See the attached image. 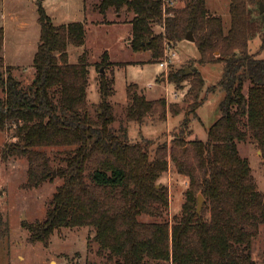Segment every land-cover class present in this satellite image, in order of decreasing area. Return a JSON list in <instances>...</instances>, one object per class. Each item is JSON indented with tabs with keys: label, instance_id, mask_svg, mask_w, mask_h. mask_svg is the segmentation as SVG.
Masks as SVG:
<instances>
[{
	"label": "trees",
	"instance_id": "16d2710c",
	"mask_svg": "<svg viewBox=\"0 0 264 264\" xmlns=\"http://www.w3.org/2000/svg\"><path fill=\"white\" fill-rule=\"evenodd\" d=\"M259 1L264 4V0H229L231 23L224 33L222 17L210 13L206 0H188L182 7L168 8L166 15L163 0H100L101 14L114 8L118 15L124 6L133 12V50H149L158 59L165 39L181 40L191 30L198 61L223 64L220 78L209 87H219L224 96L207 139H186V115L169 144L150 139L132 142L126 129L112 126L113 75L100 74L101 100L96 116L89 113L87 55L82 52L77 62H69L67 53L68 44L84 43L82 21L54 24L38 6L35 74L26 87L4 65L0 25L4 91L0 130L9 125L14 139L5 151L27 155L28 185L36 186L52 175L50 156L41 148L72 147L57 168L63 182L53 194V206L42 222L31 226L30 240L46 241L58 226L90 225L101 248L117 256L121 264H149V259H171L174 264H257L251 242L264 224V193L237 144L246 138L256 141L264 159V58L248 48L249 39L257 33L264 45V11L260 12ZM156 24L164 30L156 32ZM106 56L105 52L102 64ZM187 79L186 107L163 96L148 99L136 83H128L127 120L141 124L153 116L164 121L169 112L181 111L196 115L205 84L201 72L195 68L189 74L183 70L168 74L177 87ZM168 150L178 170L189 177L181 215L171 224L140 220L142 214L162 217L168 205L167 190L158 182L167 168ZM199 193L206 200L201 214L196 211Z\"/></svg>",
	"mask_w": 264,
	"mask_h": 264
},
{
	"label": "rangeland",
	"instance_id": "374dc122",
	"mask_svg": "<svg viewBox=\"0 0 264 264\" xmlns=\"http://www.w3.org/2000/svg\"><path fill=\"white\" fill-rule=\"evenodd\" d=\"M171 1L168 3L163 0L164 15L170 13L171 9L168 11V8L182 7L188 0ZM99 2L100 0H0V25L3 27L1 54L4 65H9L10 72L20 80L22 86L26 87L33 80L35 70L32 61L40 37L38 6L41 5L54 24L73 21L84 23V43L68 44L67 53L69 62H77L82 52L87 55V102L89 113L93 117L96 116V105L101 100L99 78L104 73L108 77L114 76L115 91L109 96L115 116L112 126L117 130L121 127L126 129L128 139L132 142L150 139L156 143L166 141L169 144L186 115L189 117L186 139L206 140L209 126L220 115L218 106L224 96V91L219 87L209 88L220 78L222 62H199L200 55L195 42L186 38L178 41L165 39L163 54L158 59L152 58L149 50L135 51L130 44L132 32L131 25L128 24L133 12L124 6L119 17L114 8L101 14ZM206 7L210 13L222 17L223 30L227 33L231 23L229 0H206ZM153 28L156 32L164 30L162 24H156ZM261 45L262 37L259 33L249 39V51L264 58V45ZM105 52L107 62L102 64ZM215 53L218 54V51ZM166 55H170L168 65L160 66L159 62ZM101 68L103 71L99 70ZM195 68L201 72L205 82L200 94L202 102L196 109V115L190 111H181L176 115L169 112L164 121L153 116H149L141 124L127 120L128 83H136L148 99L163 96L168 102L175 101L186 107L189 102L186 91L190 80L187 79L177 87L168 80V74L171 70H183L185 74H189ZM3 94L0 86V95ZM12 132L9 125L0 130V230L3 232L0 235V264H121L117 256L109 255L108 250L101 248L95 238V228L90 225H62L56 227L46 241L30 240L31 226L42 222L53 206V194L63 182L57 168L64 164V157L72 147H42L50 156L52 175L36 186H29L27 155L5 151L6 146L14 141ZM189 132L191 133L188 134ZM155 144L151 146L150 153H153ZM237 147L239 154L249 162L257 188L264 193V159L258 143L246 138L239 141ZM158 182L167 190L168 205L163 216L142 214L139 219L163 220L171 224L175 217L181 215L189 177L178 170L169 150L167 168ZM205 202L203 198L200 214ZM251 256L257 264H264V224L252 239ZM149 264L174 263L171 259H149Z\"/></svg>",
	"mask_w": 264,
	"mask_h": 264
},
{
	"label": "water",
	"instance_id": "95a60500",
	"mask_svg": "<svg viewBox=\"0 0 264 264\" xmlns=\"http://www.w3.org/2000/svg\"><path fill=\"white\" fill-rule=\"evenodd\" d=\"M259 10H260V12H263L264 11V4L261 2V1H259ZM185 38L186 39H188V40H191V41H194V35H193V33H192V31L191 30H188L187 32H186V34H185ZM101 71H103V69L101 68ZM54 174V173H53ZM203 196H202V194H198V199H197V207H196V211H197V213H199L200 212V209H201V207H202V200H203Z\"/></svg>",
	"mask_w": 264,
	"mask_h": 264
},
{
	"label": "built area",
	"instance_id": "2783aa9c",
	"mask_svg": "<svg viewBox=\"0 0 264 264\" xmlns=\"http://www.w3.org/2000/svg\"><path fill=\"white\" fill-rule=\"evenodd\" d=\"M168 3H171V0H166ZM170 61V55H166L164 60L159 62L160 66L166 67L168 65V62Z\"/></svg>",
	"mask_w": 264,
	"mask_h": 264
},
{
	"label": "crops",
	"instance_id": "0c3cea01",
	"mask_svg": "<svg viewBox=\"0 0 264 264\" xmlns=\"http://www.w3.org/2000/svg\"><path fill=\"white\" fill-rule=\"evenodd\" d=\"M121 13H122V12H120V13L117 15V17H119V16L121 15ZM101 23H104V22H101ZM128 24L131 25V22L128 23ZM131 31H132V25H131Z\"/></svg>",
	"mask_w": 264,
	"mask_h": 264
}]
</instances>
